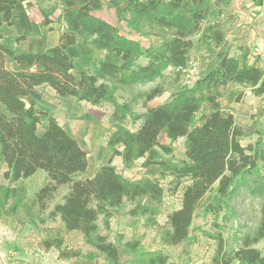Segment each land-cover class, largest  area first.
Instances as JSON below:
<instances>
[{"label": "trees", "instance_id": "1", "mask_svg": "<svg viewBox=\"0 0 264 264\" xmlns=\"http://www.w3.org/2000/svg\"><path fill=\"white\" fill-rule=\"evenodd\" d=\"M38 0H0V27L13 25L18 4L32 7ZM75 9H62L66 24L59 44L38 53H18L0 43V156L6 166L3 176L17 183L47 174V182L35 193L39 210L59 227L44 230L45 250L56 249L59 258L81 257L68 249L65 235L80 232L86 245L102 255L107 264H170L161 251H141V241L111 242L102 229L127 205V215L144 220L146 227H158L157 217L167 192H181V207L167 216L161 232L166 247L194 243L195 232L216 243L212 264H264L256 247L264 240V126L257 122L256 142L243 146L246 135L231 111L222 105L230 85L248 89L254 97H264V68L241 64L233 54L225 25L232 0H121V20L129 33L148 37L150 32L167 36L157 45L145 48L125 36L121 29L95 16L104 0H76ZM30 34L21 35L16 43ZM3 36L0 33V41ZM79 44L119 59L112 63L95 58L74 73L75 59L67 49ZM243 50V49H242ZM192 53L201 54L203 67L187 92L171 94L170 100L150 108L136 130L128 123L136 116V106L161 97V84L134 93L139 86L160 80L171 68L177 75L192 65ZM147 60L141 64L140 60ZM16 63L20 70L10 68ZM51 89L62 99L101 106L109 104L112 113L106 129V145L111 151L108 163L92 178L83 177L88 154L54 116L27 106L24 98L40 88ZM130 91L123 102L118 92ZM42 116H48L41 132ZM258 116L264 119V105ZM263 126V127H262ZM166 135L169 144H162ZM185 140V152L175 157L173 144ZM121 158L132 169L143 160L142 168L158 166L156 177L126 178L113 165ZM163 181H167L165 189ZM67 187L60 202V191ZM246 190L263 201L258 226L240 234L239 244L227 249L217 220L236 216L234 201ZM7 215L0 199V219ZM213 217V233L195 227L200 217Z\"/></svg>", "mask_w": 264, "mask_h": 264}, {"label": "rangeland", "instance_id": "2", "mask_svg": "<svg viewBox=\"0 0 264 264\" xmlns=\"http://www.w3.org/2000/svg\"><path fill=\"white\" fill-rule=\"evenodd\" d=\"M120 13L121 8L104 5L98 15L119 27L125 36L140 42L145 48L157 45L167 37L156 32H150L148 37L129 33L127 22L121 20ZM225 32L228 41L233 46L232 52L238 56L241 64L248 63L264 68V0H232V4L227 10ZM71 54L75 59V74L89 66L95 58L120 63L119 59L83 44H79ZM200 56L201 54L192 53V65L180 75L169 68L157 82L134 89V93H136L161 84L166 92L151 102L140 101L138 103L136 116L133 121L128 123L130 129L136 130L140 126L148 109L168 102L171 94L187 92L193 86L203 67ZM140 63L146 64L147 60L142 58ZM130 94H132L130 91L118 92L117 96L123 102V99H126ZM34 99L47 101L48 104L40 107V112L46 113L48 116L56 117L57 115L62 127L73 135L87 152L89 169L83 177L92 176L101 166L108 163L111 151L106 145L105 132L112 113L111 105L93 106L77 100H61L55 96L51 89L44 87L34 90L27 101ZM221 101L223 107L234 114L238 124L244 129L246 137L242 141V145L248 146L256 142L258 137L254 135L257 129L255 124L260 122L264 126V119L258 116L264 105V97H254L248 89L230 85ZM48 116L41 117V132L47 127ZM160 142L162 144L170 143L166 135L160 137ZM184 144V139L173 144L176 158H181L184 155ZM119 159L121 158H117L115 166L130 180H140L145 176L156 177L160 172L159 167L142 168L143 160L138 161L134 168L126 169L120 162L122 159ZM5 171L6 166L0 156V199L5 202L7 209V215L0 219V264H107L102 255L85 244L80 232L66 234L64 245L68 249L80 251V258L64 260L59 258L58 250H45L41 245V241L46 236L44 230L60 226L58 219L49 218V212L44 214L40 212L35 200V193L43 186L47 174L39 171L33 178L10 183L3 176ZM162 183L165 189H168L167 181ZM67 191V187L63 188L55 202H60ZM262 204L263 201L260 198L252 197L244 190L234 201L236 216L226 220L222 214L217 220V224L222 227L228 250L238 246L240 234L258 226ZM180 207L181 192L176 194L167 192L161 206V214L157 217L158 227L151 228L145 226L143 219L127 215L130 205L126 204L121 212L111 220L110 229H102L101 232L115 243L139 240L143 252L162 250L170 257V264H212L216 243L200 231L195 232L194 243L173 247L163 245L161 232L167 224V216ZM214 221L211 216L200 217L195 221L194 226L213 233L212 224ZM256 247L264 255V240Z\"/></svg>", "mask_w": 264, "mask_h": 264}, {"label": "crops", "instance_id": "3", "mask_svg": "<svg viewBox=\"0 0 264 264\" xmlns=\"http://www.w3.org/2000/svg\"><path fill=\"white\" fill-rule=\"evenodd\" d=\"M104 3L106 6L109 5L121 8V0H104ZM77 7L78 3L76 0H38L32 7H27L26 3L18 4L13 10V25L7 26L4 24L0 27V33L3 36L0 43L6 46H13L18 53H38L55 47L59 44L61 33L66 27L62 18V9H75ZM100 12H96L95 16L108 22V20L98 15ZM2 19L3 17L0 15V21H2ZM24 34H30L31 37L27 38L25 41L16 43L17 38ZM78 46L79 45L68 48L67 53L72 57L71 53L73 50L77 49ZM9 66L15 71L20 70V66L16 63H10ZM29 97L30 96L23 99L28 107L34 105L35 108L39 110L42 105L48 104L47 101H41L38 99L28 102L27 99ZM67 99L77 100L75 98ZM55 118H57V115ZM71 136L76 139L73 135ZM110 158L111 155L109 159ZM116 160L117 158L113 161L114 166ZM120 162L122 163V160ZM88 169L89 168H87V170ZM96 172H94L92 176H86V178H92ZM45 178L44 184L47 182V177Z\"/></svg>", "mask_w": 264, "mask_h": 264}]
</instances>
